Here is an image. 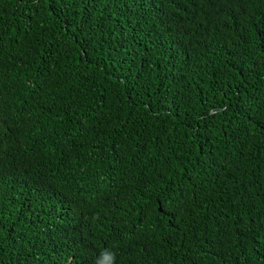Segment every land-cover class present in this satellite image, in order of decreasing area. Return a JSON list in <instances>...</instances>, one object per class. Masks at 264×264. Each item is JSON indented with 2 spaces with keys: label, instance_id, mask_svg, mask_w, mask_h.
<instances>
[{
  "label": "trees",
  "instance_id": "1",
  "mask_svg": "<svg viewBox=\"0 0 264 264\" xmlns=\"http://www.w3.org/2000/svg\"><path fill=\"white\" fill-rule=\"evenodd\" d=\"M264 264V0H0V264Z\"/></svg>",
  "mask_w": 264,
  "mask_h": 264
},
{
  "label": "clouds",
  "instance_id": "2",
  "mask_svg": "<svg viewBox=\"0 0 264 264\" xmlns=\"http://www.w3.org/2000/svg\"><path fill=\"white\" fill-rule=\"evenodd\" d=\"M96 264H116V254L110 249H105Z\"/></svg>",
  "mask_w": 264,
  "mask_h": 264
}]
</instances>
